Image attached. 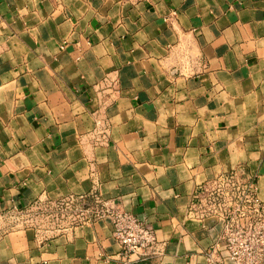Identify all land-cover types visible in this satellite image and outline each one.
I'll use <instances>...</instances> for the list:
<instances>
[{
  "label": "crops",
  "instance_id": "obj_1",
  "mask_svg": "<svg viewBox=\"0 0 264 264\" xmlns=\"http://www.w3.org/2000/svg\"><path fill=\"white\" fill-rule=\"evenodd\" d=\"M237 171L264 201V0H0V219L98 196L155 234L129 264H231L200 199ZM63 233L0 221V264H125L107 220Z\"/></svg>",
  "mask_w": 264,
  "mask_h": 264
},
{
  "label": "built area",
  "instance_id": "obj_2",
  "mask_svg": "<svg viewBox=\"0 0 264 264\" xmlns=\"http://www.w3.org/2000/svg\"><path fill=\"white\" fill-rule=\"evenodd\" d=\"M45 203L48 206L64 205L66 208L78 203L85 212L90 203L95 208L92 220L84 217L76 226L107 220L112 238L121 247L120 255L125 264L148 262L159 255L155 234L144 220L102 202L98 196H93L88 204L74 198ZM200 204H203L204 211L220 219V240L231 264L264 263V201L258 198L252 177L245 176L241 171L218 176L208 186Z\"/></svg>",
  "mask_w": 264,
  "mask_h": 264
},
{
  "label": "rangeland",
  "instance_id": "obj_3",
  "mask_svg": "<svg viewBox=\"0 0 264 264\" xmlns=\"http://www.w3.org/2000/svg\"><path fill=\"white\" fill-rule=\"evenodd\" d=\"M87 209L85 212L78 203L71 208L43 203L26 210L13 211L4 215L0 221L8 232L23 231L36 241H45L64 234L84 217L92 220L95 208L89 203Z\"/></svg>",
  "mask_w": 264,
  "mask_h": 264
}]
</instances>
